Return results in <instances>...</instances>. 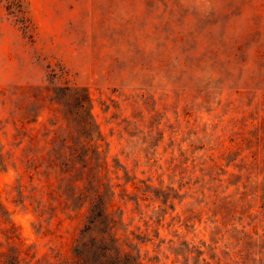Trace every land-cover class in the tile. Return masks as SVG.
<instances>
[{"label":"rangeland","instance_id":"374dc122","mask_svg":"<svg viewBox=\"0 0 264 264\" xmlns=\"http://www.w3.org/2000/svg\"><path fill=\"white\" fill-rule=\"evenodd\" d=\"M0 264H264V0H0Z\"/></svg>","mask_w":264,"mask_h":264},{"label":"trees","instance_id":"16d2710c","mask_svg":"<svg viewBox=\"0 0 264 264\" xmlns=\"http://www.w3.org/2000/svg\"><path fill=\"white\" fill-rule=\"evenodd\" d=\"M89 102V99H86L84 100L83 99V95H79V102H78V107L79 109L81 110L82 113H84L82 115V119H81V124L84 126V130H85V133L89 136V141H92L93 145H95V151H96V161L98 162L97 164V167L99 168L98 172L101 173L102 170L106 167L105 165V161L101 158V151L99 150V147L101 146L100 145V141H101V138L98 134V131L94 128V125H93V122L90 120V117L86 114L85 115V109H86V106ZM95 155V153H93ZM56 153H53L52 156H55ZM78 156V155H77ZM90 159H92L93 157L92 156H89ZM54 159H58V157H54ZM63 163V162H62ZM62 172H66V171H62ZM98 182H100L99 184L102 185L101 181H102V178L100 177L99 180H97ZM80 182V181H77V183ZM78 187V185H77ZM97 194H98V191H97ZM113 206L112 202L109 201H105L104 203V208L106 210L107 213H109L110 211V208ZM103 211V210H102ZM101 214L98 213L97 216H100Z\"/></svg>","mask_w":264,"mask_h":264}]
</instances>
